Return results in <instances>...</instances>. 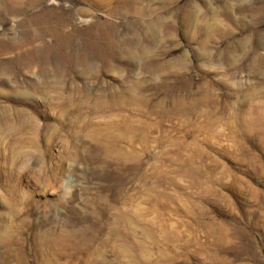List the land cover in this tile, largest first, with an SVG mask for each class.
I'll return each instance as SVG.
<instances>
[{
  "label": "rangeland",
  "instance_id": "rangeland-1",
  "mask_svg": "<svg viewBox=\"0 0 264 264\" xmlns=\"http://www.w3.org/2000/svg\"><path fill=\"white\" fill-rule=\"evenodd\" d=\"M0 264H264V0H0Z\"/></svg>",
  "mask_w": 264,
  "mask_h": 264
},
{
  "label": "bare ground",
  "instance_id": "bare-ground-1",
  "mask_svg": "<svg viewBox=\"0 0 264 264\" xmlns=\"http://www.w3.org/2000/svg\"><path fill=\"white\" fill-rule=\"evenodd\" d=\"M161 71V70H160ZM154 73V72H152ZM134 85H137V83H135ZM119 100H121V103H125V102H131L133 100V97H130L128 99H124V98H119ZM124 100V101H123ZM136 99H134L135 101ZM100 108H104V109H111L108 105H99ZM177 108V107H175ZM179 108V107H178ZM177 110H180L177 109ZM116 121L115 120H110L108 122V124L102 126V125H96L95 127H93V135L90 136V138L92 139V142H95L97 144L100 145V148L103 149V151L105 152V156H104V160H107L109 157L113 160H130L132 159L133 157H135L136 155L135 154H125V153H122V151L120 150H117V151H114L113 152V149H114V146H118V144H122V143H125V142H132L133 139H132V132L135 131V130H138V131H141V130H144L143 127H140L139 129H134V128H130V127H124L125 129L123 128H120V132H119V129H114V122ZM119 122H122V123H126L127 121H122V118ZM102 124V123H101ZM124 133H126L124 135ZM89 138V139H90ZM132 147V144H130V146L126 147V148H129L131 149ZM117 154V155H115ZM107 158V159H106ZM103 161V160H102ZM105 162V161H103Z\"/></svg>",
  "mask_w": 264,
  "mask_h": 264
}]
</instances>
